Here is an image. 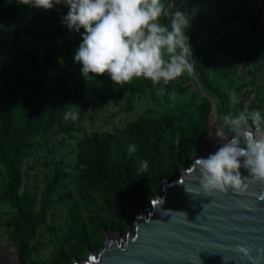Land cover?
I'll list each match as a JSON object with an SVG mask.
<instances>
[{"label":"rangeland","instance_id":"374dc122","mask_svg":"<svg viewBox=\"0 0 264 264\" xmlns=\"http://www.w3.org/2000/svg\"><path fill=\"white\" fill-rule=\"evenodd\" d=\"M12 2L9 0L0 7V60L16 47L36 50L42 56L50 54L53 66L49 72V90H64L66 104L78 113L75 120L63 117L49 131H43L24 161L19 194L35 200V210L45 215L52 232L42 226L24 250L17 248L19 264H54L59 251H70L84 232V237L88 238L84 241L86 254L78 261L85 260L89 252H96L104 245V230L125 237L127 226L134 229L137 212L152 208L157 190L147 195L143 205L129 218L122 217V228L118 229L117 218L106 211L104 197L85 186L83 176L76 168L79 146L86 138L96 133L117 135L141 118L161 119L168 115L174 129L166 141L164 149L169 150V154L159 174L169 173L170 179L166 180L178 178L181 171L190 167L202 153L201 146L211 135L213 102L203 94L198 82L214 100L218 112L221 111L219 124L224 126V131L221 130L219 136L243 129L264 135V120L260 131L250 119L247 124L233 123L241 114L248 116L256 110L264 117V0H183L179 5L166 0L173 11L180 9L187 13L194 53L202 47H215L223 37L237 34L239 40L230 44L224 54L214 57L213 65L206 73V82L196 75L195 67L201 64L193 62L191 76L184 74L171 81V87L161 82L135 96L112 94L119 85L113 84L107 76L85 79L80 70L82 66L67 55L63 42L41 36L58 27L60 22L53 27L40 26L37 15L26 10L10 15L7 6ZM195 21L197 24L193 23ZM69 38L73 40L71 47L75 51L82 37L71 31ZM145 82L139 78L126 85ZM215 89L224 93L235 91V101L229 97L222 100L215 94ZM226 116L231 119L225 121ZM183 132L185 144L180 149L175 137ZM6 181L5 170L0 164V184ZM16 213L17 208L11 203H0L1 250L15 251L13 246H16L11 241L15 228L8 226V222Z\"/></svg>","mask_w":264,"mask_h":264},{"label":"trees","instance_id":"16d2710c","mask_svg":"<svg viewBox=\"0 0 264 264\" xmlns=\"http://www.w3.org/2000/svg\"><path fill=\"white\" fill-rule=\"evenodd\" d=\"M8 1L0 0V7ZM173 1L179 5L183 0ZM23 10L36 14L40 26L53 27L60 22L58 27L41 36L63 42L67 55L74 59L73 40L69 38L71 31L61 22L68 12L65 5L58 4L51 10H44L13 0L7 6L10 15ZM40 12L47 13L42 16ZM193 23L197 24L196 21ZM238 40L235 34L221 38L213 48H199L191 57L192 62L201 64L195 67L198 78L206 82V73L213 65L214 57L224 54L229 45ZM52 66L50 54L42 56L36 50L22 47L7 51L0 60V164L7 177L6 183L0 184V203L8 202L17 208L16 216L8 222V226L15 228L11 241L21 251L36 237L42 226L52 232L45 215L35 210V200L26 194H19L24 161L35 148L38 137L43 131H49L70 110L64 90H49ZM167 85L171 87V84ZM153 86L148 80L143 84L119 85L112 94L135 96ZM214 92L222 100L229 97L228 93L218 89ZM220 114L221 111L218 112ZM220 126L224 131V126ZM173 129V121L168 115L161 119L141 118L117 135L96 133L80 144L76 168L83 176L85 186L104 197L106 211L117 218L118 229L122 228V217L129 218L143 205L147 195L153 194L163 180L170 179L169 173H159L166 164L169 150L164 148ZM183 136L184 132L175 137L180 149L185 144ZM129 144L137 147L132 156L128 154ZM171 151L174 153V150ZM138 160L148 161L147 171H138ZM81 236L79 243L70 251H59L54 264H71L85 257L87 245L84 241L88 238H85V232Z\"/></svg>","mask_w":264,"mask_h":264},{"label":"water","instance_id":"95a60500","mask_svg":"<svg viewBox=\"0 0 264 264\" xmlns=\"http://www.w3.org/2000/svg\"><path fill=\"white\" fill-rule=\"evenodd\" d=\"M198 86L213 102L211 135L202 153L178 178L160 184L152 208L137 212L134 229L127 226L125 237L104 230L102 248L72 264H264V181L250 174L241 156L239 172L247 190L239 193L228 187L209 193L196 164L225 145L246 149L249 139L260 135L243 129L216 136L221 133L217 106ZM13 248L0 249V264H19L17 246Z\"/></svg>","mask_w":264,"mask_h":264},{"label":"clouds","instance_id":"9594fccd","mask_svg":"<svg viewBox=\"0 0 264 264\" xmlns=\"http://www.w3.org/2000/svg\"><path fill=\"white\" fill-rule=\"evenodd\" d=\"M20 3L44 10L58 4L68 8L61 22L82 37L74 51V61L82 66L85 79L107 76L113 84L122 86L142 78L153 85L161 82L167 85L184 74H193L191 57L195 53L188 34L191 21L186 12L173 11L166 0H20ZM228 95L235 101V91ZM171 96L174 98L175 93ZM77 117L74 110L64 114L65 119ZM224 119L228 121L231 117ZM249 119L260 131L264 117L259 110L248 116L241 114L233 123L247 124ZM136 151L135 144L128 145L129 156ZM241 156L245 157L244 167L250 174L264 181V135L252 136L246 149L229 144L208 158L196 160L203 189L211 193L231 187L244 193L247 185L239 172ZM148 167L147 160H138V171H147Z\"/></svg>","mask_w":264,"mask_h":264},{"label":"bare ground","instance_id":"6f19581e","mask_svg":"<svg viewBox=\"0 0 264 264\" xmlns=\"http://www.w3.org/2000/svg\"><path fill=\"white\" fill-rule=\"evenodd\" d=\"M220 134L216 135V136H219Z\"/></svg>","mask_w":264,"mask_h":264}]
</instances>
